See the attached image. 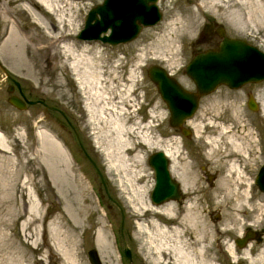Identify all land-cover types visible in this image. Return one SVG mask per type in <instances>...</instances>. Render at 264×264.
Listing matches in <instances>:
<instances>
[{
	"label": "rangeland",
	"instance_id": "obj_1",
	"mask_svg": "<svg viewBox=\"0 0 264 264\" xmlns=\"http://www.w3.org/2000/svg\"><path fill=\"white\" fill-rule=\"evenodd\" d=\"M101 1L59 0L60 14L48 13L35 0H0V62L27 99L42 102L22 110L8 104L6 88L12 83L0 73V135L7 145L0 150V264H90L89 250L100 264H177L176 247L188 255L189 264H264V192L253 182L264 163V81L237 89L221 85L202 95L183 124L190 130L184 137L168 125L165 104L146 76L149 65L157 64L193 91L184 66L198 47L203 24L211 20L230 35L248 33L264 53V0H158L161 19L114 46L77 38L86 12ZM13 27L19 42L10 37ZM36 27L67 35L74 54L65 56L60 47L43 50L47 42ZM85 72L97 75L99 85L82 87L78 75ZM248 92L255 97V111L245 105ZM12 93L18 96L15 87ZM87 103L103 105L104 118H91ZM115 117L123 120L131 148L120 154L128 160V171L108 154L117 153L109 124ZM210 120L254 141L249 161L223 158L226 146L207 155L206 138L216 133L207 127ZM139 135L150 144H142ZM156 145L174 153L169 169L183 195L180 204L168 200L154 206L149 200L154 178L147 156L158 150ZM235 159L241 162L238 174L226 166ZM134 171L140 172L137 177ZM168 204L171 213H162ZM173 218L178 223L169 227ZM245 229L254 238L234 247L232 241Z\"/></svg>",
	"mask_w": 264,
	"mask_h": 264
},
{
	"label": "water",
	"instance_id": "obj_2",
	"mask_svg": "<svg viewBox=\"0 0 264 264\" xmlns=\"http://www.w3.org/2000/svg\"><path fill=\"white\" fill-rule=\"evenodd\" d=\"M157 1L138 0L142 8L150 9V11L145 14L146 16H133L129 28H123L126 29L125 36H120V29L122 28L117 29L114 27L113 33L108 34L107 24L109 20L106 18L110 19L111 17L110 5L113 0H102L88 10L83 28L77 34V38L84 41H99L108 46L128 43L136 38L142 28L155 25L161 19ZM142 8L138 7V9ZM133 14L132 12L131 15ZM101 20H104V22L102 23ZM113 20L114 18L110 19V22L115 26L116 22L114 24ZM95 22L98 25H93ZM209 29L208 24L202 26L203 32H207ZM216 33L221 37L218 45L194 53L184 66L185 75L193 83V91L181 86L162 66L151 64L146 71V76L154 85L157 94L168 111V125L171 128L180 129V133L185 137L190 134V130L183 127V124L197 109L198 100L202 95L211 93L221 85L229 89H237L248 83L264 81V53L243 39L225 36L221 27L216 28ZM245 54L248 57L241 61L240 59ZM235 64L246 67L237 71L232 68ZM0 73L12 83L6 88V92L9 94L6 98L8 104L22 110L26 105L42 103L41 101L27 99L17 81L13 79L1 62ZM14 87L17 89L18 96L12 93ZM178 100L186 101L181 105L184 110L179 108ZM246 103L251 111L257 109L255 98L250 96ZM147 164L151 168L154 178V184L149 193L150 202L153 205H159L168 200H179L182 197L180 187L169 172V158L162 151L156 150L147 156ZM257 173L258 175L254 177V183H257L259 190L264 192V163ZM254 235V232L247 229L243 236L234 239V244L236 247L242 248L247 240L254 238ZM87 255L88 261L90 260L92 264H100L94 250H89ZM123 255L130 262L129 250L125 244H123ZM227 264H240V262L231 261Z\"/></svg>",
	"mask_w": 264,
	"mask_h": 264
},
{
	"label": "bare ground",
	"instance_id": "obj_3",
	"mask_svg": "<svg viewBox=\"0 0 264 264\" xmlns=\"http://www.w3.org/2000/svg\"><path fill=\"white\" fill-rule=\"evenodd\" d=\"M34 1V0H32ZM36 2L40 3L46 10L48 13H55V12H60V14L64 13V8H62V6H60V2L58 0H35ZM11 2H16V3H21L23 2V0H11ZM35 2V3H36ZM59 3V4H58ZM138 7H141V4L138 2V0H113V2L110 5V14L111 17L110 19H113V23L115 24V26L112 24V22H110V19L106 18L107 20H109L107 26H108V34L113 33V28L116 27L118 28H122L120 29L121 35L120 36H125V30L123 28H129V24H131V20L133 16H137V15H144L150 11V9H138ZM144 9V10H143ZM19 11L24 12L27 16L29 15V11L27 12L26 8L23 7H19L18 8ZM132 12L134 13L133 15ZM62 16V15H61ZM60 16V18H58L60 20V23L62 22V17ZM129 19V20H128ZM101 22L103 23L104 20H101ZM87 23V22H86ZM85 23V26H86ZM68 24V23H67ZM72 22L71 19H69V26H71ZM96 24L98 25L96 22L93 23V25ZM14 26V25H13ZM84 26V28H85ZM111 28H110V27ZM39 31H40V36L47 42V45H45L44 47H42L43 50H50L51 48H56V47H60L62 48L61 52L62 54H64L65 56L68 55L71 56L74 54L75 50L73 48V45L69 44L68 42H65V38H67V35H63L62 32L54 35L52 33H47L46 29H41L36 27ZM54 28V26L52 27ZM73 29V28H72ZM52 30V29H51ZM10 37L13 39H15L17 42L20 41V34L17 31V29L15 27L12 28L11 33H10ZM248 57L247 54H245L240 60H245ZM90 61V59L88 60V62ZM91 62V61H90ZM238 63V62H237ZM239 64V63H238ZM236 65L232 66V68H234L235 70H241L243 68H245L246 66L244 65ZM71 68L72 70L76 71L77 66L75 63V59L72 60L71 62ZM134 74L132 75V80L134 81ZM93 73L91 72H85L81 75H78V80L79 83L82 87L86 86V87H91V83H94L97 81V85H99V77L96 75V77H94ZM93 79V80H92ZM92 80V82H91ZM84 85V86H83ZM96 96V103H100L99 99L102 98L101 95L98 94ZM102 101V100H101ZM186 101L183 100H178L177 104L180 106H178L181 110H184V108H182V104L185 103ZM94 105H92L90 103H87V109L91 114V118L94 114H98L99 117L102 119L104 118L105 115V107L102 105L101 107L98 104H95V108L93 107ZM262 111L264 113V104H262ZM154 117V116H152ZM213 123H215L213 120H210V122L208 121L207 127L211 128V129H215L216 133H215V137H207L206 138V143L209 144V146L211 147V149L208 152V156H215L216 154H218V151H221V149L226 146L227 148L225 149V151L223 152L225 155L223 158H229L235 155L236 156H241L243 161H249L251 158V154L253 152V147L256 145H254V141L252 139H247L245 137L243 138H239L237 136L234 135V133H232L233 131L229 128L226 127L224 125L219 126L218 125H213ZM109 124L112 125L113 127V132L115 135V139L112 142V144H115V146H113L116 150L117 153H114L113 150H111L110 152H108L109 155H113L115 161L117 162L118 166L120 168H122L123 170L128 171V160L124 157V155H120L121 152L122 153H126L128 152L131 148H129V144L127 143V139L125 138V132H126V128L124 126L123 120L120 118H112L109 120ZM192 127V129L195 130V132H198V127L197 125L190 123V125ZM148 127V126H147ZM129 130V129H128ZM130 134H134V129H131L129 131ZM137 139L141 140V143L144 145H149L150 141L148 139V137L146 135H139V136H135ZM58 145H60L59 141L56 139ZM53 145V143H52ZM55 148L56 146L53 145ZM158 150L163 151V153L165 154V156H167V158H169V160L171 159L173 162L175 161V157H174V153L171 150V148L169 146L166 147H162L161 145H156ZM58 149V148H56ZM0 150L5 151L7 150V145L4 142V138L2 135H0ZM9 151V150H8ZM136 159H141L140 156H136ZM220 160L217 159L216 163L219 164ZM221 163V162H220ZM241 162H239L237 159L230 161V164H227V169L229 171V173H241ZM172 172L174 174H176V170L173 168ZM140 172H138L137 174H135L134 171V175L137 177L139 175ZM136 182V181H135ZM226 182V181H225ZM256 187L259 189V185L256 183L255 184ZM225 188H228V186L225 184L224 185ZM183 189L186 190L185 185L183 184ZM243 196L244 193L242 194ZM172 210L171 204L165 205L163 206V208H161V212L165 214V212H167V214H170ZM21 216V215H19ZM18 216V217H19ZM187 222H189V217ZM102 235L98 234L96 241L102 242ZM173 253H175V261L177 262V264L180 263H186L189 264V258L188 255L184 252V250H182V248L180 247H176L173 249ZM90 261V260H89ZM263 261V260H262ZM90 264H92V262L90 261Z\"/></svg>",
	"mask_w": 264,
	"mask_h": 264
},
{
	"label": "flooded vegetation",
	"instance_id": "obj_4",
	"mask_svg": "<svg viewBox=\"0 0 264 264\" xmlns=\"http://www.w3.org/2000/svg\"><path fill=\"white\" fill-rule=\"evenodd\" d=\"M204 24H208L210 26V29L207 31V32H203L202 28H201V31L200 33L198 34V38L196 39V44L198 45V47L194 50V53L198 52V51H201V50H205V49H208V48H214L218 45L219 41L221 40V37H219L216 33V28L217 27H221L223 29V33L225 36H228V37H233V38H240V39H243L245 41H247L248 43L252 44L251 41H254L255 38L254 37H251V36H248L249 34L248 33H245V35H242L240 36L241 34H238V33H234L232 35H230L229 33H226L223 26L214 21V20H211V21H207L205 22ZM203 24V25H204ZM251 40V41H250ZM193 53V54H194ZM192 54V55H193ZM14 92V90H13ZM253 94L251 93H246V100H245V105L247 106V99L251 96V97H254V95L252 96ZM248 108V107H247ZM59 111V110H58ZM58 114H60L62 117L63 114L61 113V111L58 112ZM70 118H72L70 115H69ZM66 122L70 125V127L73 129V124H71V121L68 120L66 117H64ZM74 131V130H73ZM174 131L177 133V134H180V129H174ZM75 132V131H74ZM96 194L98 195L99 199H102V195H100V193L98 191H96ZM180 194H181V190H180ZM181 198L179 200H173V201H176L177 204H180L181 201L183 200V195L181 194ZM187 201V200H186ZM184 201V202H186ZM173 203V202H172ZM162 204V203H160ZM153 205V204H152ZM154 206H158V205H154ZM182 214V213H181ZM179 215V213H178ZM183 215V214H182ZM163 221H165L164 219H161ZM174 222L177 224L178 221L175 220V218H173V220L167 222L166 224L171 227L172 224H174ZM245 231V230H244ZM243 234V232H242ZM256 240L258 239V233H256V236H255ZM251 241H254V240H251Z\"/></svg>",
	"mask_w": 264,
	"mask_h": 264
}]
</instances>
